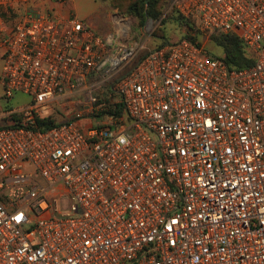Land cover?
Here are the masks:
<instances>
[{
    "label": "built area",
    "instance_id": "2783aa9c",
    "mask_svg": "<svg viewBox=\"0 0 264 264\" xmlns=\"http://www.w3.org/2000/svg\"><path fill=\"white\" fill-rule=\"evenodd\" d=\"M31 2L0 0V81L30 99L1 118L0 264H264V0L170 4L238 36L242 69Z\"/></svg>",
    "mask_w": 264,
    "mask_h": 264
},
{
    "label": "rangeland",
    "instance_id": "374dc122",
    "mask_svg": "<svg viewBox=\"0 0 264 264\" xmlns=\"http://www.w3.org/2000/svg\"><path fill=\"white\" fill-rule=\"evenodd\" d=\"M98 3L103 8L101 11L94 12L93 20L95 25L99 27L96 32L101 37H110L112 35L118 36V26L116 27V23L119 19L125 18L129 20L133 25V32L136 34L134 36L128 35L126 38L127 41L136 43L138 42L141 45V49L138 54V58L148 53L150 50L156 49L161 44L167 43H176L183 39L186 35L185 28L178 24L172 16L165 20L162 25V28L159 29L156 33V28L159 23H155L152 21H148L145 25L141 24L140 20L135 16L125 15L121 12L120 9H117L112 6L110 1L107 0H97ZM132 0H119L124 9L125 5L128 4ZM160 11H164V15L171 14V5L162 2L160 6ZM49 12V11H48ZM155 33V34H154ZM201 43L210 51L217 54L220 52L218 46L208 38H200ZM3 61L0 59V77L2 73ZM29 98L24 95H17L13 99H8L5 96V92L3 86L0 81V125L4 123L1 118L5 115V113L14 112L21 108H23L28 102ZM77 108L69 110L65 113L66 117H72L75 115ZM8 121V119H7Z\"/></svg>",
    "mask_w": 264,
    "mask_h": 264
},
{
    "label": "trees",
    "instance_id": "16d2710c",
    "mask_svg": "<svg viewBox=\"0 0 264 264\" xmlns=\"http://www.w3.org/2000/svg\"><path fill=\"white\" fill-rule=\"evenodd\" d=\"M107 1H110L113 7L120 9L123 14L135 16L136 18H138L143 25H145L149 20L155 23H159L155 33L162 28V25L167 17L169 18L170 16H172L178 24L185 28L186 35L183 39H188L193 42H201L200 38H208V40L214 42L216 46H218L220 52L215 54L208 49L207 51L215 56L221 57L231 68L242 69L250 67L254 64V60L248 55L244 43L238 36L234 34H224L221 32H212L208 35H205L196 30L195 21L187 19L178 14L174 8L171 9V14L168 13L164 15V11H160L162 2L164 1L169 5L171 4L172 0H132L125 5L124 9L121 8L122 4L121 2H119V0ZM163 45L164 43L159 45L158 47H161ZM123 111L124 110L121 108L119 113L122 114ZM7 119L8 121H14V123H17L19 121V119L15 116L7 117ZM54 125H56V118L54 117L38 122V126L41 130L48 129Z\"/></svg>",
    "mask_w": 264,
    "mask_h": 264
},
{
    "label": "crops",
    "instance_id": "0c3cea01",
    "mask_svg": "<svg viewBox=\"0 0 264 264\" xmlns=\"http://www.w3.org/2000/svg\"><path fill=\"white\" fill-rule=\"evenodd\" d=\"M31 4L40 12L51 11L62 16L74 14L95 31L99 29L94 23L93 14L94 12L101 11L103 8L97 0H67L64 4H60L55 0H32ZM1 54L2 49L0 48V59Z\"/></svg>",
    "mask_w": 264,
    "mask_h": 264
}]
</instances>
